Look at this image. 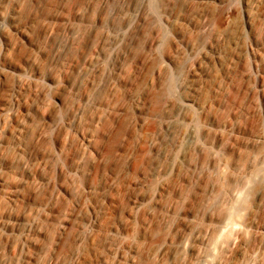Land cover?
<instances>
[{"label": "rangeland", "instance_id": "rangeland-1", "mask_svg": "<svg viewBox=\"0 0 264 264\" xmlns=\"http://www.w3.org/2000/svg\"><path fill=\"white\" fill-rule=\"evenodd\" d=\"M0 179V264H264V0H0Z\"/></svg>", "mask_w": 264, "mask_h": 264}, {"label": "bare ground", "instance_id": "bare-ground-1", "mask_svg": "<svg viewBox=\"0 0 264 264\" xmlns=\"http://www.w3.org/2000/svg\"><path fill=\"white\" fill-rule=\"evenodd\" d=\"M2 25V24H1ZM79 112H81V110H79ZM2 185V180L0 179V186ZM11 231L13 232H21L20 230H18V228H11Z\"/></svg>", "mask_w": 264, "mask_h": 264}]
</instances>
